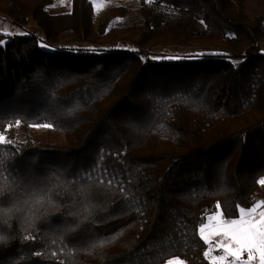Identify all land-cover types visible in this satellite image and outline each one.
I'll return each mask as SVG.
<instances>
[{"label":"trees","instance_id":"trees-1","mask_svg":"<svg viewBox=\"0 0 264 264\" xmlns=\"http://www.w3.org/2000/svg\"><path fill=\"white\" fill-rule=\"evenodd\" d=\"M70 1L0 0V19L42 32H0V184L16 180L0 264H209L206 216L264 201L260 16L246 0H140L138 22L95 30L92 1ZM191 53L205 55L153 59ZM44 122L58 140L33 139Z\"/></svg>","mask_w":264,"mask_h":264},{"label":"snow or ice","instance_id":"snow-or-ice-1","mask_svg":"<svg viewBox=\"0 0 264 264\" xmlns=\"http://www.w3.org/2000/svg\"><path fill=\"white\" fill-rule=\"evenodd\" d=\"M151 2V0H149ZM20 35H27V33H19ZM40 47H47L45 44H41ZM205 55L204 53H191L188 55H176V56H163L154 57L153 59H165V60H184V59H196ZM16 125L19 126L21 121L17 119ZM34 128L51 129L52 123L44 122L29 125ZM12 125L8 124L5 131L0 132V146L12 144V141L7 139L6 132L11 129ZM103 158L101 154V159ZM9 184H0V193L5 191L11 184H15L16 180L13 179L15 169H7ZM91 171L88 175L91 176ZM107 174V170H105ZM115 182V176L111 179H107L108 186H111ZM101 184L105 183L104 179L100 180ZM261 185H264V179L259 181ZM120 191H124L123 184L119 185ZM29 203L34 202L40 204L42 197H37L36 193H28ZM217 210L220 208L218 204ZM11 209L0 208V218L8 215ZM207 222H202L199 228L200 238L207 245H215L219 249V254L212 255L211 251L204 253L211 264H264V201L255 203L252 206H244L239 208L238 218H227L225 215L216 211L214 214H210L206 218ZM0 231H2V224H0ZM8 237L0 234V244L6 243ZM26 239H35L34 237H26ZM56 241H53L55 243ZM103 243V242H102ZM246 254V255H245ZM35 255L39 256L41 253L37 252ZM52 256H56L57 253L53 251ZM59 264H63L62 261ZM168 264H184L180 260H169Z\"/></svg>","mask_w":264,"mask_h":264},{"label":"rangeland","instance_id":"rangeland-1","mask_svg":"<svg viewBox=\"0 0 264 264\" xmlns=\"http://www.w3.org/2000/svg\"><path fill=\"white\" fill-rule=\"evenodd\" d=\"M94 5V20L93 27L95 30H98L101 25L107 22L108 28L110 27H121V26H129L134 22H138L140 19V0H91ZM247 7L246 13L251 18H256L260 16L261 21L263 22L262 28L264 30V0H246ZM72 10V5L70 0H55V2L48 7V11L51 14H61L68 13ZM123 13H122V11ZM0 32L4 34L18 35L19 33H28L35 32L41 34L42 32L34 25L30 24L26 27L18 26L14 24L9 19H0ZM71 37L66 34L64 35L63 42H67L66 40ZM100 42V41H98ZM261 48L264 51V41L261 43ZM30 134L36 142L39 143H47L54 142L58 140L59 135L53 131V129H43V128H34L31 127ZM15 137L18 140H23L24 135L20 130L15 131ZM38 144V143H37ZM264 179V178H263ZM220 212L221 210L218 209ZM207 218V216H206ZM205 223L207 220L205 219ZM211 251L212 255L219 254V249L215 247V245H208L206 250ZM246 255V254H245ZM207 258V257H206ZM173 260H180V258H176ZM209 264L211 261L207 258ZM185 264V261H183ZM168 264V262L166 263Z\"/></svg>","mask_w":264,"mask_h":264}]
</instances>
